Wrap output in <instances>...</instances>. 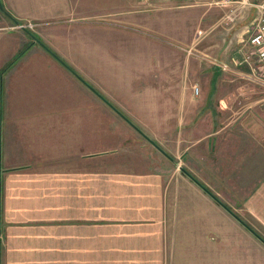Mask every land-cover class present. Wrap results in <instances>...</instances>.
<instances>
[{
    "label": "crops",
    "instance_id": "crops-1",
    "mask_svg": "<svg viewBox=\"0 0 264 264\" xmlns=\"http://www.w3.org/2000/svg\"><path fill=\"white\" fill-rule=\"evenodd\" d=\"M211 1L0 0V264H264L255 11Z\"/></svg>",
    "mask_w": 264,
    "mask_h": 264
},
{
    "label": "built area",
    "instance_id": "built-area-1",
    "mask_svg": "<svg viewBox=\"0 0 264 264\" xmlns=\"http://www.w3.org/2000/svg\"><path fill=\"white\" fill-rule=\"evenodd\" d=\"M210 4L225 5L228 7L227 11L218 21V27H233L238 22L243 20L249 10L255 11V17L250 25V36L248 43L256 49L255 62L259 65V71L255 70L253 80L261 84L264 78V0H212ZM29 24H22L21 29H26ZM245 63L251 64V56H247ZM238 64V63H236ZM225 71H228L227 65H222ZM198 91V90H197Z\"/></svg>",
    "mask_w": 264,
    "mask_h": 264
},
{
    "label": "rangeland",
    "instance_id": "rangeland-1",
    "mask_svg": "<svg viewBox=\"0 0 264 264\" xmlns=\"http://www.w3.org/2000/svg\"><path fill=\"white\" fill-rule=\"evenodd\" d=\"M123 2H125V0H119V6H118V16H121V15H123L122 17H118V19L119 20H125L126 19V15H129V14H131V13H134V12H128V11H133V10H136L135 12L136 13H139V14H142V13H145V12H147V7L146 6H144L142 3L141 4H139V5H136V6H134L133 8H131L132 6H130V5H124L123 4ZM130 9H132V10H130ZM207 9V8H206ZM208 10V9H207ZM215 11H217V13L216 12H214V14H210L209 15V19H208V21H207V25H208V27L206 26V24H204L203 25V27H205L204 29H206V30H210V29H212V30H214V29H218V30H226V29H229V30H227V31H229V32H231V30L232 29H234L240 22H242V21H244L245 19V17L243 18V20H241L240 22H238L235 26H233V27H229V28H225V27H218V21H219V19L223 16V12H221V11H219V10H215ZM248 15H246V17H247ZM249 23V22H248ZM18 24V25H17ZM26 25L27 24H29L30 26H28L26 29H22V30H30V31H35L36 30V24H31V23H29V22H27V23H25ZM16 25H17V29H21L20 27L22 26V24H20V23H16ZM230 28H232V29H230ZM238 29V28H237ZM225 34H227V33H225Z\"/></svg>",
    "mask_w": 264,
    "mask_h": 264
},
{
    "label": "trees",
    "instance_id": "trees-1",
    "mask_svg": "<svg viewBox=\"0 0 264 264\" xmlns=\"http://www.w3.org/2000/svg\"><path fill=\"white\" fill-rule=\"evenodd\" d=\"M35 39H36V41L41 45V46H43V47H45L46 49H48V46L40 39V38H38V37H36L35 36ZM50 52L58 59V57L56 56V54L55 53H53L51 50H50ZM60 60V59H59ZM61 61V60H60ZM62 62V61H61ZM207 192H209V193H211L209 190H207L206 188H204ZM259 238H261L260 236H259ZM262 239V238H261Z\"/></svg>",
    "mask_w": 264,
    "mask_h": 264
}]
</instances>
